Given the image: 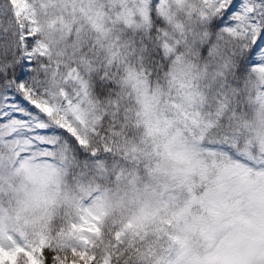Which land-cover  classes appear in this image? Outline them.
Here are the masks:
<instances>
[{"label":"clouds","instance_id":"1","mask_svg":"<svg viewBox=\"0 0 264 264\" xmlns=\"http://www.w3.org/2000/svg\"><path fill=\"white\" fill-rule=\"evenodd\" d=\"M18 94L0 264H264V0H0Z\"/></svg>","mask_w":264,"mask_h":264},{"label":"snow or ice","instance_id":"2","mask_svg":"<svg viewBox=\"0 0 264 264\" xmlns=\"http://www.w3.org/2000/svg\"><path fill=\"white\" fill-rule=\"evenodd\" d=\"M15 99L17 100V101H19V103L21 104V105H27V104H29L30 103V101H27V99L25 98V97H23L22 95H17L16 97H15ZM4 249H2V248H0V251H3ZM8 251V254L9 255H13V254H15V253H17V252H21V251H24V249H22V248H20L19 246H17V247H15V248H10V249H8L7 250ZM28 256L29 257H31L32 256V252L31 251H28Z\"/></svg>","mask_w":264,"mask_h":264},{"label":"rangeland","instance_id":"3","mask_svg":"<svg viewBox=\"0 0 264 264\" xmlns=\"http://www.w3.org/2000/svg\"><path fill=\"white\" fill-rule=\"evenodd\" d=\"M12 97L13 96H10L6 99L4 108L2 110L1 118H3L4 112H11L12 114L19 115V113L15 110V105L12 103Z\"/></svg>","mask_w":264,"mask_h":264},{"label":"trees","instance_id":"4","mask_svg":"<svg viewBox=\"0 0 264 264\" xmlns=\"http://www.w3.org/2000/svg\"><path fill=\"white\" fill-rule=\"evenodd\" d=\"M2 104H3V97L2 98L0 97V108L2 107Z\"/></svg>","mask_w":264,"mask_h":264}]
</instances>
